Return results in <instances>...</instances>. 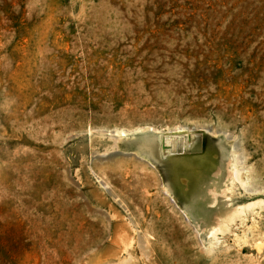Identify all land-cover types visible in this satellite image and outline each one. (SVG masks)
<instances>
[{"label": "rangeland", "instance_id": "obj_1", "mask_svg": "<svg viewBox=\"0 0 264 264\" xmlns=\"http://www.w3.org/2000/svg\"><path fill=\"white\" fill-rule=\"evenodd\" d=\"M0 264H264V0H0Z\"/></svg>", "mask_w": 264, "mask_h": 264}, {"label": "water", "instance_id": "obj_2", "mask_svg": "<svg viewBox=\"0 0 264 264\" xmlns=\"http://www.w3.org/2000/svg\"><path fill=\"white\" fill-rule=\"evenodd\" d=\"M162 148H163V149H165V148H166L164 144H163Z\"/></svg>", "mask_w": 264, "mask_h": 264}]
</instances>
